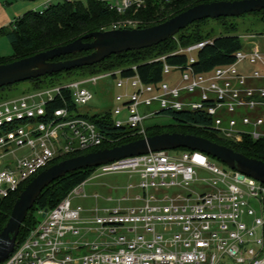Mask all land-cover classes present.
I'll return each mask as SVG.
<instances>
[{"label": "built area", "instance_id": "2783aa9c", "mask_svg": "<svg viewBox=\"0 0 264 264\" xmlns=\"http://www.w3.org/2000/svg\"><path fill=\"white\" fill-rule=\"evenodd\" d=\"M99 1L120 16L136 15L148 5V0ZM67 2L75 0H46V9ZM141 25L125 18L109 30ZM213 43L179 47L170 56L186 55L184 65H169L167 56L156 59L164 63L165 76L157 84L145 83L133 67L134 75L111 71L0 101V200L57 160L107 143L82 110L95 100L89 86L107 78L118 93L113 107L99 114L111 112L116 128L144 138L148 120L187 112L208 117L211 128L229 142L264 140V50L245 43L232 65L200 73L196 55ZM174 72L178 81L170 78ZM65 92L75 109L67 106ZM59 99L66 106L54 109ZM223 166L201 152L177 150L95 168L92 177L138 178L137 185L126 187L135 195L117 199L116 206L96 207L87 219L84 207L73 204L75 196H87L83 184L48 211L3 264H264V184Z\"/></svg>", "mask_w": 264, "mask_h": 264}, {"label": "trees", "instance_id": "16d2710c", "mask_svg": "<svg viewBox=\"0 0 264 264\" xmlns=\"http://www.w3.org/2000/svg\"><path fill=\"white\" fill-rule=\"evenodd\" d=\"M218 1L239 0H148L146 9L136 15L129 13L126 16H120L108 10L99 0H86V3L81 1L57 3L45 9L42 13L30 11L9 26L0 29V37L6 36L15 51L12 58L0 57V65L68 45L93 32L108 31L113 24L125 18L138 19L142 22L140 28H148L164 23L196 5ZM251 15H256L258 19L254 27L248 28L246 33L248 35L264 36V11L245 15L241 18H246ZM234 19L236 18H222L197 22L180 32L175 38L156 47L114 55L92 67L69 70L25 83L33 84L32 92H36L73 81L75 79H70V77L76 73L81 74V77L84 78L101 73L123 70L124 76H129L136 73L132 68L137 67V73L145 83L157 84L165 80V76L163 74L164 63L155 62L156 59L167 56L166 62L169 65H184L188 60L186 55H170L177 51L179 47H188L210 39L214 40V43L206 46L197 53L195 67L200 73H211L218 67L232 65L235 62L236 53L245 48V43L240 37L238 27L232 23H228ZM209 21L224 23L221 32L218 34L215 31L206 32L201 26ZM258 25H263V28L259 29V31L255 29ZM86 54L88 53L67 56L57 61L70 60ZM14 86L3 88L0 90V93ZM64 96L67 100V106L75 109L76 107L71 100V94L65 92ZM65 106V103L60 99L53 104L54 109ZM166 116L172 119V123L166 126L156 125L149 127L147 136L163 133L196 135L230 147L249 158L264 162V140L254 142L250 138H246L243 143L235 144L225 140L217 131L212 129L210 125L211 120L206 116L187 112L171 113ZM87 118L98 125L101 132L106 135L107 143L100 148L59 159L53 165L73 157L120 146L142 138L127 128H116L113 126L111 112L97 114L91 117L87 116ZM180 151L190 150L182 149ZM211 159L215 160L213 158ZM94 172L95 168L80 170L50 185L41 195L33 210L30 211L22 227L17 246H20L30 236L31 232L37 229L43 221L45 211H51L58 207L75 189L87 183L92 178ZM26 187L27 185L23 186L18 193L8 199L0 200V234L7 226L14 205Z\"/></svg>", "mask_w": 264, "mask_h": 264}, {"label": "water", "instance_id": "95a60500", "mask_svg": "<svg viewBox=\"0 0 264 264\" xmlns=\"http://www.w3.org/2000/svg\"><path fill=\"white\" fill-rule=\"evenodd\" d=\"M262 11H264V0L218 1L196 5L164 23L148 28L93 32L68 45L0 65V90L69 70L92 67L114 55L156 47L175 38L197 22L241 18ZM83 53L88 54L57 61ZM182 149L206 154L242 174V177L249 176L264 184L263 161L249 158L230 147L206 138L183 133L147 136L120 146L73 157L40 173L21 193L7 226L0 234V264L7 261L14 253L30 211L36 206L44 191L56 181L80 170L98 168L126 158ZM47 213L48 211H45L43 218Z\"/></svg>", "mask_w": 264, "mask_h": 264}, {"label": "rangeland", "instance_id": "374dc122", "mask_svg": "<svg viewBox=\"0 0 264 264\" xmlns=\"http://www.w3.org/2000/svg\"><path fill=\"white\" fill-rule=\"evenodd\" d=\"M32 1V0H31ZM43 0H38L37 2L33 1L34 3H37V6L39 3L41 4ZM75 1H81L83 3H86V0H75ZM45 8L43 6H39L37 8L38 12H43ZM258 17L256 15H251L246 18H236L233 21L228 22L229 24H233L238 27V31L240 33V37L243 39H247V41H244V43H249V47H252L254 45H259L261 49L264 50V36H257V35H248L246 33V30L250 27H254L255 22H257ZM223 24L219 21H209L203 24L201 27L206 32H212L215 31L217 34L221 32L223 29ZM263 25L256 26V30L259 31V29H262ZM15 54L14 48L11 45L9 39L6 36L0 37V57L2 58H12ZM173 78L172 81H178L176 79H179L180 75L178 72H174L172 75ZM81 74L76 73L73 74L70 79H81ZM170 78L167 80L169 82ZM89 88L95 93V100L90 103L87 107H83L82 110L85 113H88L90 116L97 115L99 113H102V111H105L107 109H110L114 105V97L118 93V89L115 86V81L112 78H107L105 80H102L98 83L96 87L89 86ZM33 84L31 83H22L19 85H16L12 88H9L5 91H2L0 93V101L2 100H11V99H18L23 96H26L27 94L33 93ZM155 107H151L148 109L149 111H153ZM146 111L143 109V112ZM114 121V120H113ZM172 123V119L168 116H160L156 117L154 119L147 121V126L153 127L156 125L160 126H166ZM214 164H218L220 166H223L222 163L212 160ZM225 167V166H223ZM133 183L135 185L138 184V178L134 177L131 178L128 175L124 174H112V175H104V176H96L92 177L85 185L82 187L84 192L86 193V197H80L75 196L73 198V204L75 206L80 205L83 206L86 212L84 213V217L87 219L92 218L93 213L91 211L95 209L96 207L103 208L107 206H116L118 203H116L117 199H121L122 197H129L132 198L136 191H128L126 187ZM98 195V199L95 197ZM112 198L113 201H109V198ZM125 206H128V203L125 204ZM93 241V240H91Z\"/></svg>", "mask_w": 264, "mask_h": 264}, {"label": "crops", "instance_id": "0c3cea01", "mask_svg": "<svg viewBox=\"0 0 264 264\" xmlns=\"http://www.w3.org/2000/svg\"><path fill=\"white\" fill-rule=\"evenodd\" d=\"M38 0H0V29L9 26L30 11H37L41 5L46 9V0L37 6Z\"/></svg>", "mask_w": 264, "mask_h": 264}]
</instances>
